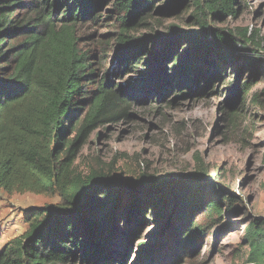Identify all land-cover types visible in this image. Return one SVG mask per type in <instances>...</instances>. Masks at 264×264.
I'll return each mask as SVG.
<instances>
[{"label":"trees","instance_id":"obj_1","mask_svg":"<svg viewBox=\"0 0 264 264\" xmlns=\"http://www.w3.org/2000/svg\"><path fill=\"white\" fill-rule=\"evenodd\" d=\"M107 2L113 4L119 24L118 68L124 62L128 69L141 66L147 56L150 75L172 59L170 79L179 82V93L190 84L189 74L220 79L227 67L252 73L237 85L236 97L248 98L264 80V58L252 49L254 37L240 33L237 38L210 26L236 16L239 0H0V189L9 195L60 197L56 206L30 210L28 230L4 247L0 243V264H90L94 259L113 264L112 254L129 244L141 215L153 210L158 223L165 209L176 204L181 207L179 226L172 232L178 234L182 225L186 229L180 248L190 249L207 234L212 236L216 227H225L219 200H205L191 181L150 178L140 186L150 191L147 198H131L123 220L119 204L125 188L103 172L92 170L84 176L78 171L90 136L111 122L115 109L126 102L112 74L100 77L103 60L83 49L77 33L79 25L97 19ZM190 6L198 28L132 35L153 14L176 17ZM183 45L186 53L180 56L177 49ZM262 98L264 89L252 101L261 105ZM201 214L206 226L195 221ZM245 228L246 263L264 264V219ZM150 239V244L138 246L146 262L155 240Z\"/></svg>","mask_w":264,"mask_h":264},{"label":"rangeland","instance_id":"obj_2","mask_svg":"<svg viewBox=\"0 0 264 264\" xmlns=\"http://www.w3.org/2000/svg\"><path fill=\"white\" fill-rule=\"evenodd\" d=\"M236 9V16L210 26L237 38L240 33L254 37L252 49L264 58V0H239ZM193 11L190 6L176 17L153 14L132 35H169L172 27L196 29ZM96 17L78 26V37L83 49L103 60L100 77L112 74L115 87L124 89L126 102L115 109L111 122L100 125L90 136L77 162L78 171L84 176L92 170L103 172L125 188L119 204L123 220L131 198H147L150 191L141 187L152 177H170L176 183L191 181L194 189L200 187L205 200L218 199L225 211V227H216L212 236L207 234L190 249L180 248L184 225L178 234L172 232L179 226V205L167 207L158 223L155 212L147 211L140 217L141 224L134 227L129 244L112 254L113 264H247L248 249L242 244L245 227L264 219V98L261 105L252 101L264 89V80L248 98L236 97L237 85L252 73L227 67L220 79L189 74L190 84L179 93V82L170 79L174 74L172 59L150 75L147 56L141 66L128 69L124 62L116 67L120 30L113 4L107 2L99 8ZM149 47L152 49V44ZM177 52L184 55V45ZM59 202L58 194L9 195L0 189L1 247L28 230L30 210ZM195 221L202 226L208 223L202 214ZM151 236L155 240L146 262L138 246L150 244ZM94 260L90 264H103Z\"/></svg>","mask_w":264,"mask_h":264}]
</instances>
